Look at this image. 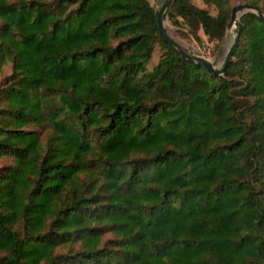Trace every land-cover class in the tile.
<instances>
[{
	"label": "trees",
	"instance_id": "trees-1",
	"mask_svg": "<svg viewBox=\"0 0 264 264\" xmlns=\"http://www.w3.org/2000/svg\"><path fill=\"white\" fill-rule=\"evenodd\" d=\"M203 2L167 10L202 44L264 11ZM239 21L221 74L150 0H0V264H264V19Z\"/></svg>",
	"mask_w": 264,
	"mask_h": 264
},
{
	"label": "water",
	"instance_id": "water-1",
	"mask_svg": "<svg viewBox=\"0 0 264 264\" xmlns=\"http://www.w3.org/2000/svg\"><path fill=\"white\" fill-rule=\"evenodd\" d=\"M173 2L174 0H165L164 3L159 8H155V14L158 20V28L161 36L165 41H167L171 45V47L175 51H177L181 55L199 64L206 66L208 69L214 72L221 74L225 73L229 62L232 59V55L234 53L237 41L240 36L242 25L239 21V17L247 12H256L264 19V11L257 5L251 3H239L233 7L231 20L230 23L228 24V29L232 26H235L238 27V30L236 31L233 42L231 43L230 47L228 48L225 54V58L223 62L219 65L216 64L213 59H211L206 55L197 54L190 51L169 32L166 24V11L169 9V7Z\"/></svg>",
	"mask_w": 264,
	"mask_h": 264
},
{
	"label": "rangeland",
	"instance_id": "rangeland-1",
	"mask_svg": "<svg viewBox=\"0 0 264 264\" xmlns=\"http://www.w3.org/2000/svg\"><path fill=\"white\" fill-rule=\"evenodd\" d=\"M164 1L165 0H150V2L154 5L155 8H159L164 3ZM195 2L200 5L204 4L203 0H195ZM211 9L215 12V9L213 7H211ZM166 24L169 32L187 49L197 54L206 55L213 59L214 62L219 65L223 62L225 54L228 48L230 47L231 43L233 42V39L236 34V27L232 26L227 30L224 39L216 44V42L209 41L206 38V35L204 34L203 30L201 29L199 32L205 38V42L202 44L195 39V37L192 35V33L188 30L186 26L174 25L169 19L167 11ZM159 54L160 48L157 47L155 60H157ZM155 60L153 59L151 64H153Z\"/></svg>",
	"mask_w": 264,
	"mask_h": 264
}]
</instances>
